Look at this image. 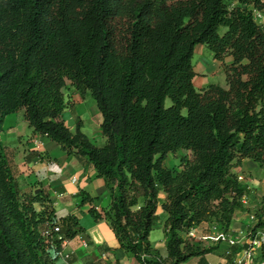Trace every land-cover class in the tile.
<instances>
[{
	"label": "trees",
	"instance_id": "16d2710c",
	"mask_svg": "<svg viewBox=\"0 0 264 264\" xmlns=\"http://www.w3.org/2000/svg\"><path fill=\"white\" fill-rule=\"evenodd\" d=\"M263 8L264 0H0V131L23 110L33 133L86 160L110 190L108 209L89 214L107 220L137 262L201 256L209 248L190 230L216 222L226 231L245 209L237 168L245 158L264 165V28L254 19ZM197 44L219 61L226 87L195 89ZM67 81L94 99L104 145L79 117L74 131L66 126ZM180 149L188 155L179 167L165 165ZM161 192L166 256L148 238ZM93 200L81 192V203ZM253 216L252 237L264 226V197ZM83 231L76 214H56L46 191L20 192L0 142V264H55L63 241Z\"/></svg>",
	"mask_w": 264,
	"mask_h": 264
},
{
	"label": "crops",
	"instance_id": "0c3cea01",
	"mask_svg": "<svg viewBox=\"0 0 264 264\" xmlns=\"http://www.w3.org/2000/svg\"><path fill=\"white\" fill-rule=\"evenodd\" d=\"M254 19L264 28V8L254 11ZM230 61V57H225L226 63ZM192 63L195 89L200 90L212 83L226 87L225 73L211 51L206 52L205 45H195ZM70 87L64 96L66 107L62 114L66 126L74 131L76 117H79L81 131L97 146L104 145L105 137L100 126L102 116L90 98V93L81 95ZM0 142L10 159L20 192L30 194L36 189L46 191L58 216L74 213L84 228L82 233L62 244L55 264H141L133 254L119 247L107 220L95 221L89 214L91 206L97 211L108 209L110 190L86 160L81 162L75 156L67 155L55 141L45 135L33 133L24 118L23 110L4 118ZM237 173L244 177L241 182L247 188L243 202L245 209L234 212L226 231L216 222H203L192 228L189 234L194 241L208 247L209 251L201 256L190 257L181 264H232L244 257V249L249 248L251 243L249 233L255 223L253 213L264 197V168L245 158L237 168ZM81 192L94 198L93 202L81 203ZM162 199L161 192L153 225L154 227L158 223L159 217H163L160 223L161 236L153 235L152 227L148 238L152 247L166 256L163 227L166 215L161 209ZM65 254L68 258L63 256Z\"/></svg>",
	"mask_w": 264,
	"mask_h": 264
},
{
	"label": "built area",
	"instance_id": "2783aa9c",
	"mask_svg": "<svg viewBox=\"0 0 264 264\" xmlns=\"http://www.w3.org/2000/svg\"><path fill=\"white\" fill-rule=\"evenodd\" d=\"M237 178L238 180L243 179L242 175H238ZM244 199L245 197L243 198V202ZM57 230L58 227H54V231ZM49 231L50 229L46 228L42 231V233L46 235L49 233ZM63 243H65V241H63ZM262 250H264V226L259 228L253 237L251 236L250 247L244 249V257L233 262L232 264H264V253H262ZM63 256L68 258L67 254Z\"/></svg>",
	"mask_w": 264,
	"mask_h": 264
},
{
	"label": "rangeland",
	"instance_id": "374dc122",
	"mask_svg": "<svg viewBox=\"0 0 264 264\" xmlns=\"http://www.w3.org/2000/svg\"><path fill=\"white\" fill-rule=\"evenodd\" d=\"M206 52H210V50L206 47ZM216 77H214V79H215ZM214 81H217V80H214ZM71 85H70V83L67 81L66 82V85H65V87H64V89H63V93H64V96L67 94V91H69L70 89H71V87H70ZM90 98H92V96L90 95ZM92 100L94 101V99L92 98ZM95 102V101H94ZM11 116H13V115H11ZM11 116L10 117H8V118H11ZM12 118H14V117H12ZM6 125V124H5ZM188 155V152L186 151V150H183V149H180V150H178L175 154H169L167 157H166V159H165V161H164V163H165V165H167V166H169V167H172V168H177V167H179V164H180V161L182 160V158H184L185 156H187ZM263 168H264V165H261ZM179 169V168H178ZM259 172V171H258ZM261 172V171H260ZM244 178V177H243ZM164 213V212H163ZM160 219H159V221H158V223L157 224H155V226L153 227V229H152V232H153V235L154 234H156V236L157 237H159V236H161V233H162V229L160 228L161 227V222H162V220H163V217H159Z\"/></svg>",
	"mask_w": 264,
	"mask_h": 264
},
{
	"label": "water",
	"instance_id": "95a60500",
	"mask_svg": "<svg viewBox=\"0 0 264 264\" xmlns=\"http://www.w3.org/2000/svg\"><path fill=\"white\" fill-rule=\"evenodd\" d=\"M41 190L40 189H36L35 191H34V193H38V192H40Z\"/></svg>",
	"mask_w": 264,
	"mask_h": 264
}]
</instances>
